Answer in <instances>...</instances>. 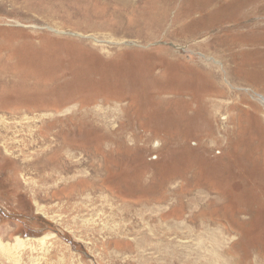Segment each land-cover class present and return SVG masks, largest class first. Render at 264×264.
<instances>
[{"label": "rangeland", "instance_id": "374dc122", "mask_svg": "<svg viewBox=\"0 0 264 264\" xmlns=\"http://www.w3.org/2000/svg\"><path fill=\"white\" fill-rule=\"evenodd\" d=\"M157 221L264 264V0H0V264H179Z\"/></svg>", "mask_w": 264, "mask_h": 264}, {"label": "bare ground", "instance_id": "6f19581e", "mask_svg": "<svg viewBox=\"0 0 264 264\" xmlns=\"http://www.w3.org/2000/svg\"><path fill=\"white\" fill-rule=\"evenodd\" d=\"M66 131H68V130H66ZM183 222H185V221H183ZM158 223L150 231L151 232L150 239L153 238L154 240H156V242H154L151 245H149L147 243L143 244V245H139V247L136 245L138 247V248H136V250H137L139 255H142L141 253H142L143 249H149L154 255V256L151 255L152 257L150 259L153 262L157 261L159 259H171L172 257L177 258L178 256H180L181 260L177 259L179 264H204V263H200V262L189 261L190 259H187L185 257L187 255V250L181 244L184 242L183 240L186 239V234L184 231L186 229H188L187 226L183 228V225L181 223H174V224H168V223L167 224H161V223L158 224ZM140 235L142 236V233ZM143 235H147V234L143 233ZM148 237L149 236L147 235L146 240L148 239ZM178 240H180V241L178 242ZM197 240H198V247L200 249H203L204 248V238H203V234L201 232L197 235ZM178 245H181V246H178ZM212 246L214 249L215 245L212 244ZM213 249L210 251V253H212V254L209 255V264H218L217 263V255L215 253V250H213ZM133 250H134V248H133ZM201 251H203V250H199L198 252L194 253L196 258L200 257ZM144 253L145 252H143V254ZM144 257H141V260L144 261L145 260ZM141 263H143V262H141ZM137 264H138V262H137Z\"/></svg>", "mask_w": 264, "mask_h": 264}, {"label": "flooded vegetation", "instance_id": "af4514ba", "mask_svg": "<svg viewBox=\"0 0 264 264\" xmlns=\"http://www.w3.org/2000/svg\"><path fill=\"white\" fill-rule=\"evenodd\" d=\"M27 233V232H26ZM29 233V232H28Z\"/></svg>", "mask_w": 264, "mask_h": 264}]
</instances>
